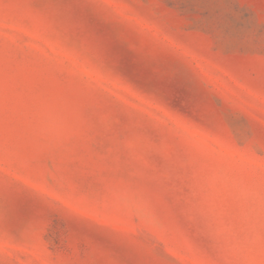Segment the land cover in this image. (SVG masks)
<instances>
[{"label": "rangeland", "instance_id": "374dc122", "mask_svg": "<svg viewBox=\"0 0 264 264\" xmlns=\"http://www.w3.org/2000/svg\"><path fill=\"white\" fill-rule=\"evenodd\" d=\"M102 2L164 78L0 0V264H264V0Z\"/></svg>", "mask_w": 264, "mask_h": 264}, {"label": "snow or ice", "instance_id": "6c2138e0", "mask_svg": "<svg viewBox=\"0 0 264 264\" xmlns=\"http://www.w3.org/2000/svg\"><path fill=\"white\" fill-rule=\"evenodd\" d=\"M60 6L79 26L94 37V44L99 51L108 54L114 48L121 47L130 53L147 73L164 78L167 68L153 53L151 46L139 44L137 34L127 30V40L122 41L110 31L111 18L102 9L108 7L102 0H59ZM99 248V254L90 264H106L105 254H111L117 264H144L139 254L127 246H116L112 241L91 238ZM88 241L81 240L82 249L86 250Z\"/></svg>", "mask_w": 264, "mask_h": 264}]
</instances>
